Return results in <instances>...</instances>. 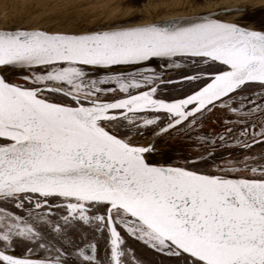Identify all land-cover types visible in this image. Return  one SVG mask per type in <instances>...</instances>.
I'll list each match as a JSON object with an SVG mask.
<instances>
[{"label":"snow or ice","instance_id":"6c2138e0","mask_svg":"<svg viewBox=\"0 0 264 264\" xmlns=\"http://www.w3.org/2000/svg\"><path fill=\"white\" fill-rule=\"evenodd\" d=\"M172 133L194 151L151 160ZM136 243L264 264V30L0 27V264H143Z\"/></svg>","mask_w":264,"mask_h":264},{"label":"rangeland","instance_id":"374dc122","mask_svg":"<svg viewBox=\"0 0 264 264\" xmlns=\"http://www.w3.org/2000/svg\"><path fill=\"white\" fill-rule=\"evenodd\" d=\"M241 7L260 8L247 0H0V27H41L47 30H97L111 26H127L177 16H194ZM220 18L264 29V9L249 13L221 14ZM158 63V62H157ZM156 66V65H154ZM184 71L177 68L167 75ZM180 91V90H179ZM178 92V91H177ZM213 116L211 119H214ZM208 125L209 121L206 120ZM150 133L139 138L145 143ZM149 158L154 162H173L189 155L194 148L180 134L162 135ZM139 259L151 264L142 250ZM148 261V263H147Z\"/></svg>","mask_w":264,"mask_h":264},{"label":"flooded vegetation","instance_id":"af4514ba","mask_svg":"<svg viewBox=\"0 0 264 264\" xmlns=\"http://www.w3.org/2000/svg\"><path fill=\"white\" fill-rule=\"evenodd\" d=\"M178 73V72H176ZM176 73L175 74H172V75H169L170 77H172L173 79L176 78ZM187 74V73H186ZM181 90L179 86L176 87V91H179ZM215 119V118H214ZM152 135V133H150L147 137L145 138H149L150 136ZM141 138V137H140ZM160 139V138H159ZM158 139V140H159ZM157 140V141H158ZM146 141V140H145ZM156 141V142H157ZM156 144V143H155ZM154 144V145H155ZM134 247L136 249V253L137 252H140V250H142V252H144L147 256V259L148 261H150L151 264H170V258L169 257H166V256H163L161 254H156V253H153L150 249H147L145 247H142L141 245H139V243H136L134 244ZM24 251L23 249V246L22 245H17L16 248H15V252L16 254H21L22 252ZM137 255V254H136ZM138 258V256H137ZM139 259V258H138ZM143 262V264H146V262L142 259H139ZM147 261V263H148Z\"/></svg>","mask_w":264,"mask_h":264},{"label":"water","instance_id":"95a60500","mask_svg":"<svg viewBox=\"0 0 264 264\" xmlns=\"http://www.w3.org/2000/svg\"><path fill=\"white\" fill-rule=\"evenodd\" d=\"M259 9H264V8H262V7H260V8H257L256 10H244V11H242V12H246V13H249V12H254V11H257V10H259ZM236 13L237 11H229V12H225V11H217V13H218V15H221V14H230V13ZM239 12V11H238ZM167 20H169V19H167ZM163 21H166V20H163ZM238 24H240V25H242V26H245V27H248V25H245V24H242V23H238ZM249 28V27H248ZM251 29H256V30H264V29H261V28H251ZM163 134H161V135H159V136H156V138L155 139H152V143L153 144H155L156 143V141L162 136ZM153 136V134L148 138V141L151 139V137Z\"/></svg>","mask_w":264,"mask_h":264},{"label":"bare ground","instance_id":"6f19581e","mask_svg":"<svg viewBox=\"0 0 264 264\" xmlns=\"http://www.w3.org/2000/svg\"><path fill=\"white\" fill-rule=\"evenodd\" d=\"M248 2L252 3V4H257L259 7H262L264 8V0H247ZM255 10L257 8H254ZM238 13H246V12H242V11H239V12H234V13H230L228 15H231V14H238ZM177 17H189V16H177ZM172 18H175V17H171V18H168V19H172ZM167 20V19H165ZM159 21H163V20H159ZM148 142V139L145 141V143Z\"/></svg>","mask_w":264,"mask_h":264}]
</instances>
